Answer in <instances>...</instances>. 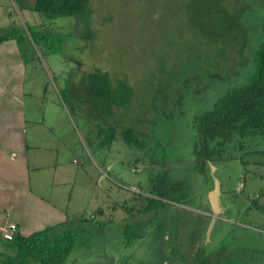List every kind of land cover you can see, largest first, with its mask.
<instances>
[{
    "label": "rangeland",
    "instance_id": "rangeland-1",
    "mask_svg": "<svg viewBox=\"0 0 264 264\" xmlns=\"http://www.w3.org/2000/svg\"><path fill=\"white\" fill-rule=\"evenodd\" d=\"M27 1L0 0V25L50 27L45 44H23L24 72L0 83L22 92L27 153L42 157L29 166L33 191L78 219L65 264H264V136L221 147L206 179L192 157L194 116L254 66L264 8L218 0L209 17L189 9L206 0H90L83 25L72 17L48 25ZM95 71L112 89L130 88V100L95 105L80 87ZM111 128L134 130L141 150L117 135L107 144ZM159 176L182 181L185 198L125 219L120 205L143 200ZM39 177L46 183L35 189ZM213 182L217 214L207 203ZM97 208L110 220L90 219ZM125 224L138 235L128 246Z\"/></svg>",
    "mask_w": 264,
    "mask_h": 264
},
{
    "label": "trees",
    "instance_id": "trees-1",
    "mask_svg": "<svg viewBox=\"0 0 264 264\" xmlns=\"http://www.w3.org/2000/svg\"><path fill=\"white\" fill-rule=\"evenodd\" d=\"M215 1L218 0H206L207 9L204 8L203 3L200 6L192 3L189 9H200L210 17L215 8ZM240 2L264 8V0H240ZM89 3L90 0H34L29 10L42 14L47 19L48 25L52 24L57 17H72L83 25L82 18L87 17ZM209 20L212 22L210 18ZM233 27L235 30L236 26ZM40 28L25 25L18 27L9 25L0 28V43L13 40L17 45L22 63L26 64L23 54L28 47L23 44L29 45L30 42L45 44L44 40L50 27L45 30ZM241 28L238 26L241 30V33L238 32V38L239 34H242L244 38ZM257 31L263 40L253 52L252 69L248 68L244 73L239 74L240 79L237 81L234 78L232 86L228 87L207 110L197 113L192 120L196 133L192 150L193 168L205 179L207 165L220 157L221 147L233 141L235 137L264 136V12L259 20ZM116 86V90L112 89L107 75L99 71L88 74L81 80L80 85L92 94L95 105L106 103L109 109L119 105L120 99L126 97L129 101L132 96L131 89L125 84L120 86L117 83ZM114 128L110 129L109 135L104 140L107 144H110L117 135L126 146L141 150L142 144L134 130L126 128L117 132ZM107 131L103 129L102 135ZM182 187H185L182 181L173 182L167 177L159 176L156 184L152 185L147 192L149 197L144 196L143 200H139L134 196L129 205L124 202L120 208L126 214L125 219L132 220L140 213L156 210L163 202L176 203L173 201L175 199L182 201L185 198ZM100 213L98 209L95 210L96 215ZM82 219L81 217L80 221ZM74 224H76L75 221L66 219L25 237L16 232L10 240L0 236V264H65L76 244ZM132 231L127 224L124 225L123 234L127 246L129 241L138 237Z\"/></svg>",
    "mask_w": 264,
    "mask_h": 264
},
{
    "label": "crops",
    "instance_id": "crops-1",
    "mask_svg": "<svg viewBox=\"0 0 264 264\" xmlns=\"http://www.w3.org/2000/svg\"><path fill=\"white\" fill-rule=\"evenodd\" d=\"M33 1L28 0L25 7L29 9ZM0 19L4 20L1 16ZM8 25L7 22L3 23L0 28ZM24 70L25 64L22 63L16 43L13 40L0 43V78L6 76V80L10 75L23 73ZM6 83H0V231L14 225L15 232L25 237L46 226L70 219L65 210L66 206L50 205L40 194L35 193L37 190L33 191L29 166L37 164L40 168L42 157L40 158L37 153L34 155L27 153L31 148L27 145L26 123L22 111L23 95L17 88L16 90L12 88L17 94L8 92ZM36 169L38 168L35 167ZM104 177L106 178V175ZM41 180L40 177L38 180L34 178L35 189H41L46 183H41ZM211 190L212 187L207 190V200ZM142 196L149 197L147 194ZM207 203L211 209L209 200ZM216 205L219 211L218 198ZM97 209L101 213L99 215L94 213L90 218L110 220L109 214L100 208Z\"/></svg>",
    "mask_w": 264,
    "mask_h": 264
},
{
    "label": "water",
    "instance_id": "water-1",
    "mask_svg": "<svg viewBox=\"0 0 264 264\" xmlns=\"http://www.w3.org/2000/svg\"><path fill=\"white\" fill-rule=\"evenodd\" d=\"M219 194V188H218V183L217 182H213L212 185V190L209 193V202L211 204V212L212 214H217V205H216V201H217V197Z\"/></svg>",
    "mask_w": 264,
    "mask_h": 264
},
{
    "label": "built area",
    "instance_id": "built-area-1",
    "mask_svg": "<svg viewBox=\"0 0 264 264\" xmlns=\"http://www.w3.org/2000/svg\"><path fill=\"white\" fill-rule=\"evenodd\" d=\"M15 232L14 225H9L6 230L0 231V236L3 239L10 240Z\"/></svg>",
    "mask_w": 264,
    "mask_h": 264
}]
</instances>
